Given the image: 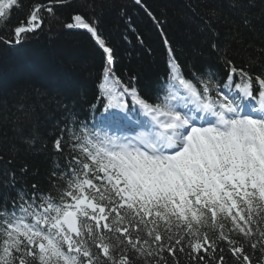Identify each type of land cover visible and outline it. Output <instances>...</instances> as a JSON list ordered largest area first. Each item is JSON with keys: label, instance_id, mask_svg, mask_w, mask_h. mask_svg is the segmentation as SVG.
Returning a JSON list of instances; mask_svg holds the SVG:
<instances>
[{"label": "snow or ice", "instance_id": "1", "mask_svg": "<svg viewBox=\"0 0 264 264\" xmlns=\"http://www.w3.org/2000/svg\"><path fill=\"white\" fill-rule=\"evenodd\" d=\"M133 2L167 51L165 74L147 92L139 72L127 81L115 73L101 29L108 0H44L13 27L23 0H0V32L9 33L0 45L22 46L55 22L90 34L106 61L89 101L100 115L80 120L65 109L46 184L24 179L26 163L19 175L5 169L0 264H264V43L259 58L238 56L258 24L264 41V0H204L199 19L215 64L181 61L162 19ZM35 115L0 104V128L24 138Z\"/></svg>", "mask_w": 264, "mask_h": 264}, {"label": "trees", "instance_id": "2", "mask_svg": "<svg viewBox=\"0 0 264 264\" xmlns=\"http://www.w3.org/2000/svg\"><path fill=\"white\" fill-rule=\"evenodd\" d=\"M42 2L23 0V8L13 12L9 27L22 23L30 7ZM144 3L162 19L181 61L216 63L208 47L210 37L202 31L199 19L205 11L204 0H144ZM81 4L82 0H76L74 6ZM189 4L194 11L189 10ZM121 7L126 15L121 13ZM60 11L67 19L71 9ZM259 11V7L254 9L257 14ZM259 27L258 24L251 37L252 46L240 48V58H259L258 46L264 43ZM101 29L106 43L114 50L116 75L127 81L130 70L139 72L138 88L145 92L154 89L156 81L165 74L167 51L160 31L144 9L133 0H108ZM105 63L103 50L90 34L65 29L55 22L46 24L43 31L22 46L0 45V104L6 105V109H14L17 104L29 105L36 113L24 125V138L8 126L0 128V182L5 179V169H15L19 175L18 169L26 163L29 171L24 179L46 184L54 161L51 148L54 129L64 118L65 109L72 110L80 120L91 121L93 115H100L92 112L89 101L94 103L99 94ZM30 136L34 140L25 139ZM9 158L12 164L7 163Z\"/></svg>", "mask_w": 264, "mask_h": 264}]
</instances>
